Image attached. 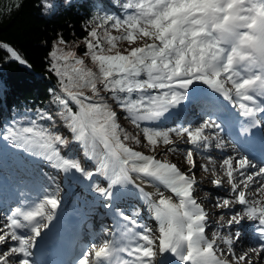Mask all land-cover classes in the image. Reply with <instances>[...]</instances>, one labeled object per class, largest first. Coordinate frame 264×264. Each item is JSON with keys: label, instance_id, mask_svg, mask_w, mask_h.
<instances>
[{"label": "snow or ice", "instance_id": "snow-or-ice-1", "mask_svg": "<svg viewBox=\"0 0 264 264\" xmlns=\"http://www.w3.org/2000/svg\"><path fill=\"white\" fill-rule=\"evenodd\" d=\"M40 7L46 11L51 6L41 0ZM122 7L135 11L123 19L96 14L91 20L86 55L97 71L85 67L75 52L61 48L67 42L57 38L47 53V70L55 74L59 85V91L50 90L55 111L38 108L34 115L0 126V144L39 158L66 177L88 182L86 187L99 197L96 203L112 218V229H102L109 238L84 244L72 264H156L155 258L164 253L184 264H264V165L239 154H222L219 168L210 155L207 164L199 165L203 171L223 173L211 180L214 188L229 185L228 195L214 202L221 212L211 238L206 235L209 213L195 195L199 182L194 172V152L204 155L213 146L221 151L225 147L218 135L221 124L211 118L212 97L238 106L243 119L237 121V136L251 138L264 126V0H127ZM109 22L120 35H111ZM98 29H103L107 48ZM137 40L145 42L131 46ZM118 41L130 47L123 53L106 54ZM246 41L255 42L257 54L251 63L235 64L237 45L243 47ZM0 51L4 52L0 62L28 64L7 42L0 41ZM197 85L207 86L209 95L193 97L190 90ZM109 100L140 131L151 150L162 144L168 146L166 153L183 152L189 171L129 146L128 142L141 144V137L120 126ZM186 100L188 104H182ZM193 100L204 102L208 119L199 117L192 127L176 120L168 127L142 126L168 119L178 107L190 109ZM31 112L25 109L26 114ZM57 118L70 131L71 141L56 130ZM173 136L191 147H179ZM70 145L79 149L91 168L81 163ZM18 164L27 166L23 157ZM40 175L55 183L47 173ZM146 186L154 191H146ZM58 192V186L54 191L41 186L42 199L30 210L17 206L0 217V264H34L31 257L37 238L51 231L58 220L62 204ZM122 195L135 197L150 210L159 221L158 236L140 222V210L118 206ZM237 205L241 206L238 212L234 211ZM244 221L254 222L259 235L260 244L251 249L255 261L250 252L236 251Z\"/></svg>", "mask_w": 264, "mask_h": 264}, {"label": "trees", "instance_id": "trees-1", "mask_svg": "<svg viewBox=\"0 0 264 264\" xmlns=\"http://www.w3.org/2000/svg\"><path fill=\"white\" fill-rule=\"evenodd\" d=\"M40 2L0 0V41L15 47L33 70L30 72L17 62H0V126L13 120H22L26 115H34V110L38 108L55 111L50 90L59 91V85L55 74L47 70V53L59 36L67 42L61 48L75 52L78 58L85 61V67L97 71V66L86 55L85 40L88 38L91 20L96 14L119 17L115 0H48L51 7L46 11L40 7ZM107 27L111 35H114L111 22ZM98 31L103 46L107 48L106 41H103V29ZM3 55L4 52L0 51V56ZM86 94L91 95L90 92ZM109 103L117 112L119 124V114L125 121H130L114 102L109 100ZM71 106L75 110V106ZM25 109H32L33 112L26 114ZM131 127L134 132L140 133L132 123ZM55 128L71 141L70 131L59 118ZM74 147L70 145V148Z\"/></svg>", "mask_w": 264, "mask_h": 264}, {"label": "rangeland", "instance_id": "rangeland-1", "mask_svg": "<svg viewBox=\"0 0 264 264\" xmlns=\"http://www.w3.org/2000/svg\"><path fill=\"white\" fill-rule=\"evenodd\" d=\"M127 15H129V14H127ZM112 33L114 35H120V32H117L115 30H112ZM144 42H145L144 40H137V42L131 46H142ZM129 47H130V45L128 44V42L118 41L116 44V48L109 54H115V52H117V51L123 53ZM192 114L194 115V117L196 119H198L200 117V113H198V112H193ZM121 117H122L121 114H119L120 125L129 134L137 135V136L141 137V144H139V145L132 144L131 142H128L129 146L133 147L134 150L141 151L142 153L147 154V155L157 156L161 160H169L172 163L183 162V157H182L183 152H176V153L167 152L166 153V147H168V146H164L161 144L155 149V151L151 150L148 147L147 143L143 140L141 133L134 132L133 127H131L130 123L125 121V119L123 117L122 118ZM165 121L166 120H164V122ZM156 124H158V123H156ZM165 127H168V126H165ZM172 138L174 141L178 142L179 137L173 136ZM178 146H179V144H178ZM183 146H185V144H183ZM0 147L2 148L3 145L0 144ZM18 154L25 155L22 152V150L11 149L10 146H9V150L7 152H3V151L1 152L0 151V165L2 164L3 166L8 167L9 171H10L9 174H11V175L13 173H17L18 175H21V174L24 175V177L20 176L18 181L15 183V188L23 187L22 193H25V192L27 193V196L20 195L19 197H15V199L19 203V206H21L24 210H30V208L34 204L39 203L40 199H42V194L40 193V187L41 186L47 187V189L49 191H54L55 188L58 186L59 187L58 195L62 200L61 205H65L66 210L70 209L71 212L79 214L81 216V218L82 217L88 218V220H84V222H85L84 231L87 232L90 237H94V234L96 235V237L98 239L100 237H102V235H98L99 230H102L105 227H109L107 224H105V222L102 224H99V221H101V216L106 215L105 209L102 206H100V204L95 203L96 195L93 192H91L87 187H84V188L80 187L84 184L83 182L80 184L75 183L74 180H72L74 175H68L66 177L62 171H57V170L52 169L47 164L41 162L39 160V158L35 159L33 157L27 156L28 159H30L31 161L34 160L32 168L31 169L20 168L16 162V157ZM161 154H163V156H161ZM194 155H195V152H194ZM42 171L47 173L49 177H54L55 183L52 184L49 182L48 179H45L44 177H42L40 175V173ZM195 178L199 182L198 185H200V186L202 185L203 187L205 186L210 191H211V189L214 188V186L211 185L210 183H206L207 184L206 185L203 182V180L207 178V172L200 171L198 173V175L195 176ZM84 182L87 185L88 182H86V181H84ZM1 183H8V180H6V174L4 172H0V184ZM78 186L80 188H78ZM160 190L162 191V189H160ZM4 191H5V189H2V190L0 189V217H2L4 214H6L9 211V208H5L3 206L1 207V197L4 195ZM199 191L201 192L202 190H199ZM165 194L169 195L166 192H165ZM26 199H28V200L25 201ZM209 199L212 200V202H209ZM73 201H74V203L71 204V202H73ZM125 201H127L129 207L136 208V209L140 210L141 213L143 212V210L147 211V212H145L146 217H148V218L153 217L150 215V210L140 200L136 199L135 197L126 198L125 200H123L122 197H120V199H119L120 204L124 205ZM26 203H30V206H26L25 205ZM207 204H208L209 208H212L213 211L214 210L219 211L214 217V219L216 221H218L219 220V214H220L221 210L213 206L214 201H213L212 197L208 196ZM234 208H236V206ZM98 209H100V210L102 209V211H103L102 215H100V212H99V214H97ZM235 211L238 212V211H240V209L239 210L235 209ZM97 227L99 229H95ZM153 230L159 231V221H157V224ZM210 230H211V228H210ZM154 231H153V233H154ZM211 233H212V231H211ZM158 234L159 233H155V236H158ZM209 234H210V231H209ZM210 238H211V235H210ZM38 240L39 239L37 238V241Z\"/></svg>", "mask_w": 264, "mask_h": 264}, {"label": "bare ground", "instance_id": "bare-ground-1", "mask_svg": "<svg viewBox=\"0 0 264 264\" xmlns=\"http://www.w3.org/2000/svg\"><path fill=\"white\" fill-rule=\"evenodd\" d=\"M199 87H204L202 89L203 91H205V89L207 88V86H205V85H197L194 90H190L193 97H194V95L198 94L197 91H198ZM210 91L211 90H208V91H205L204 93H202V97L208 96ZM220 99L215 98L216 103H214V104L216 105V107H217V103ZM182 104H186L185 101L182 102ZM204 107H205L204 102L198 100L194 103H191L190 109H198L201 112V117H203V119H208V116H206L208 114L205 113L203 110ZM179 108H182V110L181 111H173V115L171 117H169L168 119H166L165 124L167 126H172L173 125L172 120L174 118H177L179 124H183L184 126H187V127L194 126L195 123H188L189 121L192 122V120H194V116H192L190 109H184L183 107H179ZM214 110L215 109L212 106L211 116H213L212 113H214ZM224 132L225 131L223 129V131H219V133H218L219 138L222 140L223 144L225 145V147L222 151L216 150L213 146L212 150L208 153H205L204 155H200L197 153L194 155V159H195L196 164H197V168L194 170L195 176H197L200 171H203L200 169L199 165H204V164L208 163L207 156L210 155V156L214 157L216 159V165L215 166L217 168H219V163H220V159H221L222 154L237 155V154L233 153V147L229 145L227 138L224 136ZM209 133L212 136L216 135V133L211 132V130H206V134H209ZM235 137L238 139V136L236 134H235ZM242 142H243V140H242ZM177 143L179 144V147H181V148H187L188 146L191 147L190 145H186V144H185V146H183V143L180 142V138L178 139ZM214 143H215V141H213V145H214ZM184 155L185 154L182 153L183 162H176V164L181 168L182 171H189V166L184 162ZM161 156H163V154H161ZM204 172H206V171H204ZM216 176H223V173L219 170L215 173L207 172V178L204 179L203 182L205 184L210 183L212 185L211 180ZM228 187H229V185L226 182H225L223 188H221V189L213 188V189H211V191L208 190L207 187H205V186L203 187L202 185L201 186L198 185V187H197V191H196L195 195H196L198 202H200L202 204V206L204 207V209H207V212L209 213V222L211 224V231L212 232L215 230V224L217 222L214 219V217L219 211H216V210L213 211L212 208H209V206L207 204L208 196L212 197L213 201L215 202L218 197H223L225 195H228V193L225 192V189H227ZM145 190L149 191V192L154 191V189L152 187H149V186H146ZM199 190H202V191L200 192ZM162 191H165V190L162 189ZM168 194L170 195V193H168ZM249 195H251V193H249ZM121 197L123 200H125L126 198H133V196H131V195H122ZM10 202L13 205H15L17 200L11 199ZM176 202H178V200H176ZM209 202H212V200L209 199ZM122 208L127 211L131 207H129L127 201H125V204H124V206H122ZM238 208L241 210V206L237 205L236 208H234V211H235V209L239 210ZM63 209H64V207H61V210H63ZM145 212H147V211L143 210L142 215L140 217V222L142 224H146L148 226V228H150L153 232L154 231L153 229L157 224V220H155L154 218L146 217ZM228 218H229L228 215L224 216L225 221H227ZM253 223L254 222L244 221L241 228H242V231L245 233V235L243 236V238L241 237L240 240L238 241V243L236 244V251H237V254H242L243 252H250L252 260L255 261L257 259V256L254 255V253H251V249L255 248L259 245L258 241H260V239H259V235H257V236L250 235V232L252 230H255L253 227ZM58 228H61L60 224H56V222H54V225L51 226V231H47L46 234L41 238L40 245H39L37 251H43L51 244L52 240H54L56 237L54 229H58ZM233 230H235V229H233ZM155 233H159V231H154L153 235H155ZM226 233H227V229L224 230L222 235L226 234ZM24 234L30 235L28 230H24ZM117 239H119V237H117ZM262 259H264V258H262ZM155 262H156V264H184V262L178 261V259L175 258L174 255L171 253L159 254L155 258ZM246 263L247 262H245V264ZM188 264H190V262H188Z\"/></svg>", "mask_w": 264, "mask_h": 264}, {"label": "clouds", "instance_id": "clouds-1", "mask_svg": "<svg viewBox=\"0 0 264 264\" xmlns=\"http://www.w3.org/2000/svg\"><path fill=\"white\" fill-rule=\"evenodd\" d=\"M255 34L256 30H252ZM238 51L234 56V63L235 64H244V63H251L252 57H254L257 54L256 44L254 41H246L245 45L241 47L240 45H237ZM244 56V60H241L240 57ZM257 68L260 67V65H256ZM259 75V73H257Z\"/></svg>", "mask_w": 264, "mask_h": 264}, {"label": "water", "instance_id": "water-1", "mask_svg": "<svg viewBox=\"0 0 264 264\" xmlns=\"http://www.w3.org/2000/svg\"><path fill=\"white\" fill-rule=\"evenodd\" d=\"M22 66H24V67L28 68L30 71H32L31 68L28 66V64L27 65H22Z\"/></svg>", "mask_w": 264, "mask_h": 264}]
</instances>
